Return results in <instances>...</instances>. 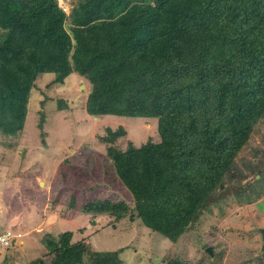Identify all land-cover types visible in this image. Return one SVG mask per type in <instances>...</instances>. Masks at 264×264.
<instances>
[{
    "label": "trees",
    "instance_id": "trees-1",
    "mask_svg": "<svg viewBox=\"0 0 264 264\" xmlns=\"http://www.w3.org/2000/svg\"><path fill=\"white\" fill-rule=\"evenodd\" d=\"M43 74L55 75L48 87L86 79L90 116L158 120L159 142L122 151L125 129L101 138L133 205L86 203L93 226L100 215H129L178 243L198 231L211 200L226 203L264 176L250 168V185L220 189L264 117V0H77L69 13L59 0H0L2 137L24 129ZM42 241L52 264H125L120 251L90 250L71 231ZM5 250L12 264L11 242Z\"/></svg>",
    "mask_w": 264,
    "mask_h": 264
},
{
    "label": "rangeland",
    "instance_id": "rangeland-1",
    "mask_svg": "<svg viewBox=\"0 0 264 264\" xmlns=\"http://www.w3.org/2000/svg\"><path fill=\"white\" fill-rule=\"evenodd\" d=\"M76 2L59 0L68 13ZM54 78V74L39 76L24 129L13 139L0 134V233L15 235L9 251L14 264H52L53 255H43L44 234L57 236L65 231L73 232V242L83 241L90 250L120 251L125 264H264L259 232L264 228L263 175L257 176L249 191L226 203L211 200L198 231L178 243L129 215L119 221L100 215L93 226L92 215L83 210L86 203L110 199L133 205L131 193L116 179L107 156L110 144L101 138L109 128L125 129L126 135L115 142L122 151L129 143L140 147L148 140L159 142L158 120L90 116L85 108L92 90L89 82L72 74L64 84L48 87ZM41 113L45 115L42 129ZM234 165L220 189L250 185V168L264 170V117ZM217 189L218 197L222 196ZM6 247H0V264L7 256ZM214 251L222 256L208 258V254L215 256Z\"/></svg>",
    "mask_w": 264,
    "mask_h": 264
},
{
    "label": "built area",
    "instance_id": "built-area-1",
    "mask_svg": "<svg viewBox=\"0 0 264 264\" xmlns=\"http://www.w3.org/2000/svg\"><path fill=\"white\" fill-rule=\"evenodd\" d=\"M11 232L0 233V247L8 246L14 236Z\"/></svg>",
    "mask_w": 264,
    "mask_h": 264
},
{
    "label": "water",
    "instance_id": "water-1",
    "mask_svg": "<svg viewBox=\"0 0 264 264\" xmlns=\"http://www.w3.org/2000/svg\"><path fill=\"white\" fill-rule=\"evenodd\" d=\"M259 232H261V234L263 235V241H264V229H259ZM209 252L211 253V250L210 249H209Z\"/></svg>",
    "mask_w": 264,
    "mask_h": 264
},
{
    "label": "clouds",
    "instance_id": "clouds-1",
    "mask_svg": "<svg viewBox=\"0 0 264 264\" xmlns=\"http://www.w3.org/2000/svg\"><path fill=\"white\" fill-rule=\"evenodd\" d=\"M30 98H31V96H30ZM260 229V228H259ZM4 233V232H3ZM211 250V249H210ZM210 253V252H209ZM211 254H212V250H211Z\"/></svg>",
    "mask_w": 264,
    "mask_h": 264
},
{
    "label": "flooded vegetation",
    "instance_id": "flooded-vegetation-1",
    "mask_svg": "<svg viewBox=\"0 0 264 264\" xmlns=\"http://www.w3.org/2000/svg\"><path fill=\"white\" fill-rule=\"evenodd\" d=\"M260 229H264V228H260ZM262 238H263V236H262Z\"/></svg>",
    "mask_w": 264,
    "mask_h": 264
}]
</instances>
